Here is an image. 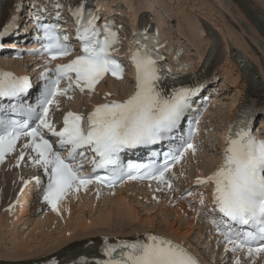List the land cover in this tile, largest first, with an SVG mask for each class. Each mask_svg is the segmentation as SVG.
<instances>
[{
  "label": "snow or ice",
  "instance_id": "obj_1",
  "mask_svg": "<svg viewBox=\"0 0 264 264\" xmlns=\"http://www.w3.org/2000/svg\"><path fill=\"white\" fill-rule=\"evenodd\" d=\"M34 7L40 8L41 13L46 12L42 6ZM60 7L59 3L54 5L57 20L60 19ZM70 12L77 24L82 54L69 63L57 64L54 70L45 66L41 73L44 85L35 107L24 102L32 88L29 78L0 72V101H8L7 104L0 103V111L19 112L28 117L22 121L0 119V164L4 163L6 155L15 152L17 142L25 138L16 166L25 159V149L34 153L28 157L31 163L42 168L48 176L43 201L57 213L58 205L70 191L87 190L93 183L113 188L125 179L155 181L157 191H163V187L173 190L174 165L185 153L191 151L195 154L197 151L191 142L194 133L190 130L186 139L180 137L178 145H170L163 152L152 149V146L176 138L175 133L201 86H169L166 82L169 79L176 81L177 77L161 63L163 57L153 43L156 37L137 32L131 45V63L135 67L132 94L122 101L106 100L96 105L87 116L68 111L63 117V127L57 130L49 119L52 105L59 107L57 97L72 99L68 93L75 90L93 94L96 85L107 74L117 79L124 77L123 66L112 55L120 43L118 33L113 31L114 25L106 22L101 31L97 27L98 10L88 9L83 2ZM33 20L37 31L43 33L42 47L37 50L39 54L56 60L72 52L68 36L58 31L57 23H43L40 14L34 15ZM17 28L16 23L5 27L0 31V41L10 34V29ZM38 42H41L39 37ZM0 47H3L2 43ZM61 80L69 82L67 87H59ZM110 95L108 93L106 97ZM29 120H32L31 124ZM249 125L247 114L238 116L229 128L220 168L207 177L197 178L196 184L213 185V211L219 213V217H210V223L222 237L218 243L222 242L225 251L233 255L244 252L254 264L255 257L264 253V140L253 136ZM47 134L56 138L57 147H53ZM137 148L149 149L151 158L145 163L129 161L125 165L121 153ZM63 150H67L66 157L61 155ZM85 150L94 153L93 172L103 169L107 175L81 174L82 165L75 162L78 156L85 157ZM27 183L24 181L25 185ZM36 183H40L38 178ZM99 194L98 189V197ZM186 194L191 196L192 192L189 190ZM184 198V195L180 197ZM204 203L201 194V211ZM103 251L106 259L96 264H200L182 243L151 234L131 242L106 243ZM51 264H57V261L51 259ZM71 264H77V261L73 259ZM80 264H87V261L81 258ZM234 264H241V259L237 257Z\"/></svg>",
  "mask_w": 264,
  "mask_h": 264
},
{
  "label": "bare ground",
  "instance_id": "obj_2",
  "mask_svg": "<svg viewBox=\"0 0 264 264\" xmlns=\"http://www.w3.org/2000/svg\"><path fill=\"white\" fill-rule=\"evenodd\" d=\"M223 1L225 3H229V1H231L239 9L240 14H242V16H243V19L241 21H239L238 25H236V24L234 25L231 22L230 23L232 24V27L234 29H236L238 31L242 30L247 35L249 40H251V42H253L255 44L257 51H255L252 48V46H251V48L248 49V47L243 45V44H238V43L233 44L234 41H229V40L226 41L223 36H219L217 33H215V31H213L207 23L205 24L202 22V24L199 23L202 26H200L199 24L198 25L201 27L200 32L204 33L205 37H206V40H205L206 41V50L204 52H201L199 57L197 56V60L194 61V63L200 64L204 60L208 59L209 65L218 66V67L224 65V69L226 70V71L224 70L225 75L234 73L236 76V78L234 76H232V77L235 78L234 81H238V82H236L237 83V86H236L237 89L236 90H238L237 93L240 94L239 95V102L240 101L244 102V99L246 97H248V95H250L251 92L255 91L256 102L253 103V105H255V104L260 105V104L264 103V89L263 88L260 89L258 86H256L255 80L252 79V74H253V71L257 72L259 74L260 78H262V81L264 84V50L261 49L260 44H259V41H261L264 44V36L261 35V33H259V29L256 25V22H257L258 25L260 26V28L263 27V29H264V21L260 20L257 16L256 17L258 19L257 18L252 19L251 15L254 12H256V14L260 15L264 19V9H262L260 6H258V4L254 0H223ZM12 3H13L12 0H7L6 2L4 0H0V28L3 25H4L3 26V28H4L7 24V21H11L10 20L11 18H13V19L17 18V15L14 16L12 13V11H13ZM102 3L103 2L99 3V6L101 8H104V10L107 11L108 13H111V14L114 13L110 7H108ZM141 4H139V5H141ZM127 5H128V7L129 6L131 7V4L129 5L127 3ZM137 5L138 4H136V7H137ZM143 5H145V4H143ZM146 5L141 7V8L139 7V11L142 10L145 12L147 11V12L152 13V9H151L152 5L150 3L148 5V2ZM130 7L127 9H130ZM136 7H135V9H136ZM133 8H134V6H133ZM133 8H131V9H133ZM137 10H138V8H137ZM131 12H132V10H131ZM153 13H154V11H153ZM138 18L141 19L142 22H145V24L147 23L145 21V18H146L145 15H143L142 17H139L138 15L133 14V16H131V19H132L131 24L134 25ZM131 19H130V21H131ZM152 20L155 21L153 16H152L151 21ZM243 23H245L248 26V28L250 29L249 32H247L245 30L244 26L242 25ZM253 24L256 25V28L254 27ZM157 29H158L157 30L158 31L157 37L161 39V44L163 46V49L166 52H168L169 46L165 45L164 40L162 41V36L164 35V31L162 28L159 27V25L157 26ZM194 32H193V34H194ZM202 33H200V34L202 35ZM198 44H199V42H198ZM179 48H184V46L181 45V46H179ZM233 48H235V49L237 48L238 50H241V53L242 54L244 53L243 55H246L250 59L251 63L254 64L255 69L253 67L250 68L249 65H247V66L244 65L242 67L240 65L241 58L238 56V54H235V52H234L235 50H233ZM170 56H171V54H170ZM173 56H174L175 60H178L177 66L179 65L178 69L180 71L189 70L191 68L187 65L190 60H188V62L186 64V60L184 58L183 59L179 58V52L176 53L175 55H172L171 58H173ZM19 61H21V60H19ZM227 62H228V64H230L232 66L225 64ZM171 66H173V65H171ZM239 66L241 67V69ZM9 68L15 69L13 67H9ZM200 68L204 70L205 66L202 65ZM22 71H25V69H22ZM222 80L224 82H227V79L226 80L224 79V75H222ZM114 85H115V83H113L112 80L107 79L105 82V85H103V86L101 85L97 91H101V93L102 92L105 93V92H107V90H109L112 93L114 92L116 94V96H114L112 98H121L124 95L130 93L129 89H125L123 91L121 89L120 93H118L117 92L118 89ZM128 87L133 89L132 84H130ZM254 87H255V89H254ZM224 93L225 92H222V94H224ZM84 96L88 98L90 96V94H85ZM107 98H109V97H107ZM107 98H105L103 101L107 100ZM98 101L99 100H93L92 102L88 103V106H93V104L97 103ZM233 106L234 105L231 106V110L229 111V114L227 116V119L225 122L226 124L224 127V132L221 134L223 141H224V138H225L224 135H225L227 129L232 124L231 119H232L233 110L235 109V108H232ZM68 109L73 110V108H71V107H69ZM221 111L222 110L218 109V112H221ZM259 128L264 129V121H262ZM220 147H221V149L219 147H217V149L219 148L220 149L219 152L222 154V153H224L223 151H224L225 144H222V146H220ZM220 153H219V160H220ZM187 155H188V153H187ZM205 156H207V155L205 154ZM190 158H188L185 163L181 164V166H186V165H189L190 162H193V160H191ZM201 160H202V158H201ZM17 163H18V161L16 159V165H17ZM211 164L209 165V168L206 170H198L188 180L182 179V181H181L182 184L180 186H177V187H179L178 189H175L174 192L169 191L166 194L164 193L166 196H164L162 198L154 192V187L149 188V186L146 184H138V186L128 184V185H125L121 189L114 190L112 193H108V194L104 195L102 198H100V199L104 200V202H102V203L106 202V204H107L110 202H114V205H112L110 207V209L108 208L107 205H105L103 212H101L103 214L96 221H88L85 212L86 211L95 212L98 209V207L100 206L101 200L100 199L99 200L94 199V196L96 193V188L87 190L85 193L77 196L76 199L68 200L67 202H63L61 204L62 208L59 211V215H62L61 214L62 211L65 214V218L63 219L64 222L61 223V225L58 226L56 224L57 215H52L50 213L45 212V214L42 217L40 216L38 218L37 222H35V223L37 224L36 226L38 227V230L41 231L42 236L35 235L33 238H30V240L35 239V243H34L35 245H32L29 243V241L26 242L23 239L20 241L13 240L11 242V245L14 246L15 249L18 250V252L13 253L12 255H10V257L7 256L6 258H9V259L21 258V260H15V261H12L11 263H17V262L21 261L20 264H50L51 259L65 257L68 254H71L74 251L81 249L83 247V245L85 244V242H89V240H92L94 242L93 245H97L100 242H109L111 240H114L111 236H115V238L116 237H122V238H119V241H127V240H134L135 241L137 239H143L149 234L159 235V236H162V237L167 238V239H172L177 243H182L183 245H186L188 247L185 239L190 234H192V229H194L195 224H198L199 222H201L203 220L202 214L204 212L200 213V215H197L199 208L195 204L191 203L192 202L191 199L178 200L177 196H178V194L182 193L183 188L190 186L192 184V182H194L197 178L207 177L209 172L212 169H214L217 166L219 167V162H217V161H215ZM181 166L179 165L177 167V170H176L177 173L181 169ZM12 173H15V163H14V166H9L7 169H5L2 172V174H0V209L3 207H6L7 205L9 206L10 204L13 203L12 207L10 208L11 211L7 212L8 213L7 215L11 217L12 222L14 219H16V217H17L16 214L19 210H20L21 214L25 211V213L23 215L24 220L21 223V225H22V227H24L26 229L29 225L28 224L29 220H28L27 216H29L32 213H35L40 206H38L37 202L34 201V203L31 204L30 207L24 208V206L27 202V195H26L27 192L26 191H23L21 193L18 192V188H19L18 186H19L20 182L12 179V177H11ZM23 177H24V175L23 176L21 175L19 178H23ZM5 179H8V180H6L7 184H5V183L2 184V182L5 181ZM210 190L211 189H209V191ZM33 197H35V195ZM135 200L138 201L137 202L138 205H139V203H141V205L143 203L149 204L153 209H155L156 212H158L159 215L161 214V215H165L167 217H168V215H174L175 220L172 222H169V224L167 222L162 223L165 226H167V228L165 230L162 228L159 229V227L157 226L158 223L154 226L155 222H153L152 220L147 219V218H142L141 216L138 215L137 208L139 206L137 207L135 205L136 204V203H134V202H136ZM71 201H73V202H71ZM173 204H175L176 207L172 208ZM14 208H16L18 211L17 212L14 211ZM112 208L114 210V213H116V215L118 217H120V216L126 217L128 219L129 224H134L137 221V223H139V224L140 223L144 224L145 227L140 231H134V229H128V227H125V229H123V230L119 229L118 231H113V230L103 231V229H101L97 232H91V233L87 232L88 229H91L90 227H93L96 225H108L110 223L111 216H112V212H111ZM79 214H81V216H79ZM33 221H35V220H33ZM68 221H71L73 223H72V226L69 227V231L67 232L66 230L64 231L63 225L66 224ZM183 221H186L185 223H183V225H185V228L182 227L183 225H181V222H183ZM176 224L179 225V227L176 228V226H175ZM204 224H201L203 226V228L206 227V224L205 225ZM9 225H10L9 227L12 228L11 224H9ZM36 226H34V227H36ZM3 227H4V223L2 220H0V228L3 229ZM34 227H33V229H34ZM57 230L58 231L60 230L59 233L63 234V238H61V235H60V237L59 236L53 237L51 240L52 243L46 244L48 242L44 241V239L47 240V238H49L50 235L53 236V233H57ZM62 230H63V232H62ZM78 230L80 233L79 232L77 233ZM210 232L212 233L211 230H210ZM24 234H26V233H24ZM215 236L219 237V239H220L219 235L215 234ZM87 237H95V238L85 239ZM21 238H22V236H21ZM114 241H116V240H114ZM1 244H2V242H1ZM3 245L5 247L7 246L5 244H3ZM195 249H198V248H195ZM29 253H31V254H29ZM47 253H49V254L47 255ZM22 258H29V259H26L24 261ZM8 263L11 264L10 262L0 261V264H8Z\"/></svg>",
  "mask_w": 264,
  "mask_h": 264
},
{
  "label": "rangeland",
  "instance_id": "obj_3",
  "mask_svg": "<svg viewBox=\"0 0 264 264\" xmlns=\"http://www.w3.org/2000/svg\"><path fill=\"white\" fill-rule=\"evenodd\" d=\"M254 1L258 4V6L264 9V0H254ZM102 2H103L102 4H105L106 6L110 7L111 10L114 12V15L118 19L120 18V20L123 21V24L126 25V26H122L120 30L121 31L120 39L122 42H124L126 40L125 37L130 34V30L132 27L130 24L131 16H133V14L138 15L140 13H148L147 11L146 12L142 10L139 11V7L141 8L145 6L147 2L148 5L150 3L152 5L151 14L154 17L155 20L154 23L158 24L159 27L163 29L164 35L162 36V40H164L165 45L169 46L168 48L169 52L172 53L175 52L174 54H176L177 50L173 49V47H175L176 45H178L177 47L181 45L184 46V48L178 49L179 57L181 59L184 58L186 60V64L188 60H190L189 63L187 64L189 67H191L190 71L194 69L195 65H198V63H194V61L197 60V56L199 57L200 53L206 50V41H205L206 37L204 33L200 32L201 31L200 26H202L201 25L202 22L205 24L207 23L209 27L213 31H215V33H217L219 36H223L226 41L228 40L234 41L233 44L234 43L243 44L247 46L248 49L252 45V47L257 49L255 44L251 42V40H249L247 35L242 30L238 31L232 27V24L238 25L239 19L242 20L243 16L242 14H240L239 9L231 1H229L228 5H226V3L223 0H102ZM127 3L129 5L131 4V7L129 6L130 9H127L129 8ZM136 4H138L137 7ZM131 10L132 12L133 11L134 12L132 13ZM200 33H202V35ZM168 61L170 64L173 65L174 56L173 58L169 57ZM3 64H7V66L13 65L11 67H16V68L22 66L23 68L24 66L26 67V65L22 63L19 65L16 64L10 65L7 60L3 61ZM225 64L230 65L228 64V62ZM224 70H225L224 65H222L218 69L217 80L220 81L219 85L221 86V88L223 87L224 89L223 91L225 93L222 96L218 97V99L214 103V107L211 105V107L209 108L210 109L209 114L202 117L203 126L200 131V137H199L200 139L198 141L199 149H197L196 152L197 154L191 158L193 162H190L189 165L181 166V170L179 171L181 181L182 179L188 180L198 170L208 169L211 163L219 159L218 156L219 152H217V147L220 146V143L222 141L221 134L223 133V129L226 124L225 122L229 114V111L231 110V106L236 105L239 102V95H240L239 93H237L238 90H236L237 89L236 82L238 81H234L236 78L235 74L232 73L225 75ZM222 75H224L225 80L227 79V82L221 80ZM232 76H234L235 78ZM129 85L130 84L124 80L119 83H116L114 86L117 87L118 89L117 92L120 93L121 89L122 91L128 89ZM100 97H102L101 94H93L88 98L83 95H78L70 100H66V102L64 101L62 106L66 108L71 107L75 110L78 109L85 110L86 108H88L89 102H92L93 100H99L101 99ZM219 107L222 108L220 109L222 110L221 112H218ZM262 121H264V103L261 104L260 114L258 115L257 123L261 124ZM204 153L208 157L205 156ZM13 164L14 161L12 160L9 161L6 164V166L0 167V174H2L3 170L7 169L9 166H12ZM22 172H25V169H22V171L16 169L15 173L11 174L12 179L13 180L18 179V177ZM6 180L8 179H5V181H3L2 184L4 183L7 184ZM181 181L178 182V186L182 184ZM137 202L138 201L134 203H136L135 205L137 207L139 206L137 208L138 215L141 216L142 218H147L155 222L154 226L158 223L157 226L159 227V229L162 228L165 230L167 226H165L162 223L167 222L169 224V222L175 220L174 215H168V217L161 214L159 215L158 212H156L155 209H153L149 204L143 203L141 205V203H139L138 205ZM105 205H107L108 208L110 209V207L114 205V202H110L107 204L106 202L101 203L95 212L86 211L85 214L88 221H96L97 219H99L100 216L103 214L101 212H103ZM111 212H112V216L110 223L108 225H96L90 227L91 229H88L87 232L89 233L97 232L101 229H103V231H107V230L118 231L119 229L120 230L125 229V227H128V229H134V231H140L145 227L144 224L141 223L139 224L137 223V221L134 224H129L128 219L122 216L118 217L116 213H114L113 208L111 209ZM23 215L24 214H18L17 219L14 222H12L10 220L11 217L6 215L5 210L3 208L0 209V220H2L4 223L3 229L0 228V245H1L0 260L11 262L14 260L21 259V258L18 259L6 258L7 256L10 257V255H12L13 253L18 252V250H16L15 247L11 245V242L13 240L20 241L23 239L26 242L29 241L30 244L35 245L34 244L35 239L30 240V238H33L35 235L42 236L41 231L38 230V227L36 226L37 224L34 222L29 223L27 227L29 230L27 228L26 230L24 227H22L21 223L24 220ZM79 216H81V214H79ZM56 222L57 225H60L62 219L61 220L58 219ZM185 222L186 221L181 222V225H183V223ZM72 223L73 222L68 221L65 225H63L64 231L66 230L68 232L69 227L72 226ZM9 224H11L12 228L9 227L10 226ZM175 226L176 228L179 227V225L177 224ZM182 227L185 228V225H183ZM59 231L57 230V233H53V236L50 235L49 238H47V240L44 239V241L48 242L46 244H51L52 243L51 240L53 237H57V236L60 237L61 235V238H63V234H60ZM78 232L79 230L77 231V233ZM185 240L188 247L192 251H194L195 254L200 255L199 251H202V253L205 255V259H206L205 262H207V264H223L220 261V256L217 247L212 244L213 240L211 239L208 230L206 229V227L203 228L200 222L198 224H195L194 229H192V234H190ZM3 244L7 246L5 247ZM194 247L198 249H195Z\"/></svg>",
  "mask_w": 264,
  "mask_h": 264
}]
</instances>
